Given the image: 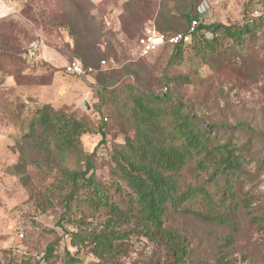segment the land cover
Masks as SVG:
<instances>
[{
    "label": "rangeland",
    "instance_id": "rangeland-1",
    "mask_svg": "<svg viewBox=\"0 0 264 264\" xmlns=\"http://www.w3.org/2000/svg\"><path fill=\"white\" fill-rule=\"evenodd\" d=\"M0 258L21 262L25 255L44 256L55 245L54 264H66L69 253L74 264H213L215 236L224 232L191 216L176 215L168 222L188 238L190 255L181 262L161 243L132 236L123 242L115 257L96 256L93 247L71 246L67 231H76L75 223L100 228L106 220L105 210L89 208L92 198L87 189L78 191L70 207L65 205L68 187L58 174H48L32 161L38 154L22 144L33 113L50 105L68 115H89L94 122V105L99 102L97 84L101 60L104 72L121 70L135 63L140 83L156 92L162 89L165 75L188 77L173 91L186 105L205 117L207 124L223 121L250 124L264 131V29L242 47L232 48L230 41L221 44L217 58L206 64L185 48L183 63L167 70L170 47L143 56L136 42L170 14L173 21L185 11L191 15L205 9L208 22L242 24L252 10L264 17V0H0ZM203 17V15H202ZM202 18L199 21H204ZM156 27V26H155ZM182 32V31H180ZM204 35V34H203ZM212 39V35H204ZM29 51L36 54L35 67L29 63ZM74 61L98 69L89 77L69 75L64 67ZM105 129L107 144L99 148L96 179L109 183L114 166L108 161L113 145L131 135L124 121L107 110ZM100 138L95 134L81 137L88 153ZM104 154H106L104 156ZM24 159L27 178L20 174ZM245 191L253 197L254 222L243 220L237 232L231 264H264V170L254 161L247 168ZM186 182L194 181L189 169L183 171ZM113 200L120 193L112 191ZM256 209V210H255ZM262 217V218H260ZM58 242V244H57ZM122 243V242H121Z\"/></svg>",
    "mask_w": 264,
    "mask_h": 264
},
{
    "label": "trees",
    "instance_id": "trees-1",
    "mask_svg": "<svg viewBox=\"0 0 264 264\" xmlns=\"http://www.w3.org/2000/svg\"><path fill=\"white\" fill-rule=\"evenodd\" d=\"M254 11L238 25L201 23L188 46L206 64H211L223 42L230 41L232 48L242 47L263 31L264 17L254 16ZM202 18L201 13L192 16L191 11H185L176 22L168 13L151 29L166 36L187 33L192 21ZM151 29H146L136 44ZM203 30L212 39H206L201 34ZM168 47L172 53L166 69L172 70L183 63L186 47ZM25 61L35 67L34 61ZM78 63L96 69L94 74L98 71ZM104 69L99 65V102L93 109L96 122L89 115L79 118L45 105L33 113L22 139V144L39 155L30 164L48 174H58L60 183L68 187L67 208L78 191L87 189L92 195L89 208L106 211L107 218L100 228L75 223L76 231H67L71 246L79 250L88 245L98 257H115L123 242L136 236L161 243L181 262L190 255L188 238L168 222L174 214L189 215L225 233L223 237L215 236L213 264H231L228 257L235 247L239 226L243 220L254 222L257 218L253 197L245 186L248 166L256 161L258 171L264 170V131L245 122L207 124L204 116L190 109L173 91L182 82H188V77L166 74L162 89L156 92L140 81L134 83L139 72L135 63L121 70ZM108 109L116 119L124 121L131 135L126 133L123 143L113 145L108 156L114 166L113 179L102 183L96 179L95 170L96 158L103 157L98 149L107 144ZM85 134L100 138L92 153L82 144ZM27 166L24 159L20 167L24 178ZM187 169L195 178L189 183L182 175ZM112 191L120 193L119 201L113 200ZM263 222L264 219H257V223ZM55 252V245H50L41 258L28 254L21 262L11 258L8 263L0 258V264H54ZM67 255L66 264L76 263L74 257Z\"/></svg>",
    "mask_w": 264,
    "mask_h": 264
},
{
    "label": "built area",
    "instance_id": "built-area-1",
    "mask_svg": "<svg viewBox=\"0 0 264 264\" xmlns=\"http://www.w3.org/2000/svg\"><path fill=\"white\" fill-rule=\"evenodd\" d=\"M201 14L203 15L204 19L206 18V11L205 9L203 11H200ZM254 16H259L260 13L259 11H254L253 13ZM203 23L204 25H209L211 24L208 22L207 19L204 21H199V20H193L190 27L189 31L187 33H179L173 36H166L160 32H158L156 29H151L148 30L145 36L140 38L138 40L137 46L140 49L141 55L147 56L150 54H153L160 49L164 48L165 46H177V45H184V47L188 46L192 42V37L193 34H195L198 30V27L200 24ZM201 34L204 35H210L208 31H201ZM36 54H34V51L29 52V61H35ZM107 63L105 61L101 62L102 68H106ZM64 70L67 74L69 75H75V76H86L89 77L93 75L96 72V69L92 67L85 68L83 67L80 63L78 62H72L68 63L65 67Z\"/></svg>",
    "mask_w": 264,
    "mask_h": 264
},
{
    "label": "crops",
    "instance_id": "crops-1",
    "mask_svg": "<svg viewBox=\"0 0 264 264\" xmlns=\"http://www.w3.org/2000/svg\"><path fill=\"white\" fill-rule=\"evenodd\" d=\"M4 12H5L4 6L0 2V13H4ZM0 15H2V14H0Z\"/></svg>",
    "mask_w": 264,
    "mask_h": 264
}]
</instances>
